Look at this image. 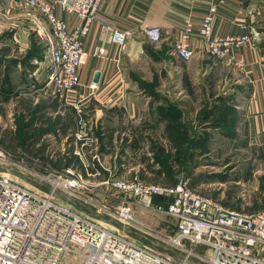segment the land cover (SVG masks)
I'll use <instances>...</instances> for the list:
<instances>
[{
    "label": "built area",
    "instance_id": "built-area-1",
    "mask_svg": "<svg viewBox=\"0 0 264 264\" xmlns=\"http://www.w3.org/2000/svg\"><path fill=\"white\" fill-rule=\"evenodd\" d=\"M102 2L20 1L24 8L37 9L45 22L39 33L48 70L39 87L32 84L30 90H41L66 101L79 88V69L85 55L82 38ZM57 9L73 16L71 26L57 14ZM217 15L214 4L198 21L185 20L177 35V58L188 60L194 56V40L224 59L257 37V33L216 32ZM132 33L112 29L110 41L121 49ZM142 35L146 41L157 43L162 30L157 25L145 26ZM82 108V99H75L76 127L68 137L73 161L67 167L58 170L48 166L41 172L12 160L0 149V264H264V211L227 208L217 198L198 192L187 180L161 184L147 182L138 174L127 178L108 175L100 184L119 193L116 205L87 195L84 189L93 185L86 177L109 169L101 163L92 122ZM10 167L38 182H25L20 174L7 171ZM64 196L82 201L121 226L162 241L180 258L108 227L83 210L59 203L58 198ZM133 204L167 214L174 221L173 232L160 233L145 227L137 221Z\"/></svg>",
    "mask_w": 264,
    "mask_h": 264
},
{
    "label": "crops",
    "instance_id": "crops-1",
    "mask_svg": "<svg viewBox=\"0 0 264 264\" xmlns=\"http://www.w3.org/2000/svg\"><path fill=\"white\" fill-rule=\"evenodd\" d=\"M214 4L216 32L257 33V37L224 59L194 40V56L180 60L175 45L182 24L187 19L198 21ZM56 12L71 26L72 15L59 9ZM151 25L162 30L157 43L146 41L142 35L144 27ZM112 29L132 30L123 48L110 41ZM82 43L85 55L79 69L80 86L69 94V100L60 98L62 119L55 132L48 134L64 142L65 163L66 158L73 161L68 137L76 127L77 98L82 99V109L92 122L100 159L105 164L104 158H115L119 148L129 152L139 140H158L157 149L162 150L165 142L181 138L182 132L191 134L187 127L205 109L201 103L211 91L225 85L235 97L226 104L239 115L234 133H241L258 155H264V0H103ZM90 83L94 88L88 87ZM2 85L0 81L3 93L6 87ZM212 114L213 110L205 111L204 118ZM204 129L194 131H211ZM70 164H64V168ZM64 200L72 199L64 196ZM136 206L133 204V209ZM89 214L99 218L92 211ZM173 255L180 258L176 252Z\"/></svg>",
    "mask_w": 264,
    "mask_h": 264
},
{
    "label": "rangeland",
    "instance_id": "rangeland-1",
    "mask_svg": "<svg viewBox=\"0 0 264 264\" xmlns=\"http://www.w3.org/2000/svg\"><path fill=\"white\" fill-rule=\"evenodd\" d=\"M20 1L0 0V81L1 87H6L3 93L0 92V149L12 160L41 172L48 166L61 170L65 164L64 143L61 137L48 135L55 132V126L62 119L60 98L41 90H30L32 84L39 87L48 70L39 33L45 22L37 9L24 8ZM240 83L247 87L245 81ZM226 88V85L216 88L207 95L206 102L201 103L205 109H201L194 125L187 127L191 134L182 132L181 138L165 142L162 150L157 149L160 146L158 140H139L129 152L119 148L120 153L115 158L107 157L105 164L101 162L109 170L86 177L93 187L84 191L94 200L116 205L118 199L115 197H120L119 193L100 184L102 179L108 175L127 178L138 174L147 182L161 184L187 180L198 192L217 198L227 208L264 211V155H258L254 145L249 144L241 133H234L239 115L226 104L235 98ZM22 89L24 91L20 92ZM209 110L214 114L204 118L205 111ZM206 120L211 123L204 124ZM204 128L211 131L203 134L194 131ZM7 171L20 174L27 183L36 185L38 182L19 169L10 167ZM73 200L75 204L62 198L57 201L87 214L92 211L106 226L161 253L173 256L176 252L162 241L121 226L82 201ZM136 207V219L145 227L160 233L173 232L174 221L167 214Z\"/></svg>",
    "mask_w": 264,
    "mask_h": 264
},
{
    "label": "trees",
    "instance_id": "trees-1",
    "mask_svg": "<svg viewBox=\"0 0 264 264\" xmlns=\"http://www.w3.org/2000/svg\"><path fill=\"white\" fill-rule=\"evenodd\" d=\"M52 125V124H51ZM18 137V136H17ZM67 159H69V161L67 160ZM66 163L65 164H69L70 163V161H71V158H66ZM173 184H175V183H173ZM190 185H192V183H190ZM193 186V185H192ZM224 204H225V202H224Z\"/></svg>",
    "mask_w": 264,
    "mask_h": 264
},
{
    "label": "water",
    "instance_id": "water-1",
    "mask_svg": "<svg viewBox=\"0 0 264 264\" xmlns=\"http://www.w3.org/2000/svg\"><path fill=\"white\" fill-rule=\"evenodd\" d=\"M97 74H95V76H94V81H96L97 80ZM173 257L175 258V259H178V257H177V255H173Z\"/></svg>",
    "mask_w": 264,
    "mask_h": 264
}]
</instances>
